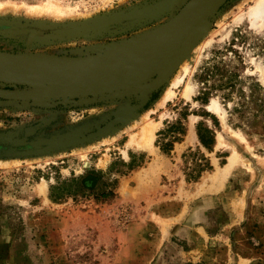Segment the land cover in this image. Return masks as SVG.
<instances>
[{
    "label": "rangeland",
    "instance_id": "374dc122",
    "mask_svg": "<svg viewBox=\"0 0 264 264\" xmlns=\"http://www.w3.org/2000/svg\"><path fill=\"white\" fill-rule=\"evenodd\" d=\"M51 1L0 0V50L128 67L188 0L157 15L148 10L169 0ZM255 3L227 0L147 95L120 97L111 85L66 95L75 88L0 79L18 95L0 108V264H264V21L249 16ZM47 4L63 13L31 10ZM149 123L153 141L139 148ZM172 124L178 140L166 132ZM198 125L213 131L211 149ZM57 186L64 193L52 197Z\"/></svg>",
    "mask_w": 264,
    "mask_h": 264
},
{
    "label": "water",
    "instance_id": "95a60500",
    "mask_svg": "<svg viewBox=\"0 0 264 264\" xmlns=\"http://www.w3.org/2000/svg\"><path fill=\"white\" fill-rule=\"evenodd\" d=\"M175 1L170 8L173 7ZM226 1L188 0L179 12L161 28L164 32H158L159 41L134 65L127 67L91 58L0 50V79L26 81L53 87L73 86L81 90H92L111 85L120 97L138 94L141 88L148 87L145 93L147 95V92L160 87L167 79L176 55L188 38ZM4 92L6 94H0V108L15 104L16 97H18L12 91Z\"/></svg>",
    "mask_w": 264,
    "mask_h": 264
},
{
    "label": "bare ground",
    "instance_id": "6f19581e",
    "mask_svg": "<svg viewBox=\"0 0 264 264\" xmlns=\"http://www.w3.org/2000/svg\"><path fill=\"white\" fill-rule=\"evenodd\" d=\"M50 2H52L51 0H49ZM164 1V0H163ZM175 1V0H174ZM174 1H166V2H162L160 5L157 6L156 9L154 10H148V14L150 13L151 15H157L159 14L160 12L164 11V9L166 8H169ZM49 4H53V3H50ZM46 2H44V5H45ZM48 3V1H47ZM0 4H2L0 2ZM49 4H47L46 7H41L40 6H37V7H33L31 10H33L34 12L37 11H46V10H51L53 9L54 10V7L50 6ZM170 5V6H169ZM31 6V5H30ZM35 6V5H34ZM55 6V5H54ZM58 7V6H57ZM56 8V7H55ZM29 10V8H27ZM26 10V9H25ZM27 10V11H28ZM30 11V10H29ZM54 11H60L62 12L61 10H54ZM47 12V11H46ZM50 12V11H49ZM60 12H57V13H60ZM53 13V11L51 12ZM63 13V12H62ZM67 13V12H66ZM50 14V13H49ZM59 15V14H58ZM62 15V14H61ZM150 15V16H151ZM249 16L252 18V21L253 22H256L257 19H262V21H264V0H256V3L255 5L251 6L250 8V12H249ZM204 22V21H203ZM202 22V23H203ZM201 23V24H202ZM78 31V30H77ZM231 31H229L227 33V35L230 34ZM163 33V32H162ZM224 36V35H223ZM224 38V37H223ZM192 61V60H191ZM190 62V61H189ZM190 64L188 63V65H184L182 66V68L180 69V71L178 72L177 75H175L174 79L172 80L171 82V85L168 87V89L164 92L161 100L159 101V104H164L167 100H170L174 94H175V91H174V88L178 87L182 82L185 81L186 79V76L190 73ZM262 82L264 84V78L262 79ZM185 85V84H184ZM194 85V84H193ZM195 86V85H194ZM63 88H75V89H62V90H65L64 92L67 93L66 95H69V94H72V93H75L78 91V89H81L79 87H73V86H70V87H63ZM195 89H193L192 85L190 83L186 84L185 87H184V90H183V96L186 97V98H191V95L193 93ZM63 92V91H62ZM79 92V91H78ZM0 94H6V92L0 90ZM7 94H10V93H7ZM64 95V94H62ZM11 96V95H9ZM212 106H215L216 108H219L214 102H212V104H210L208 107L211 108ZM222 119L225 121V116H222ZM156 124H153V123H149L147 125H143L142 126V131H141V136H140V140L139 142H137V147H143V146H150L152 141H153V138H154V132L156 130ZM136 143V138H135V135H132L131 136V140L130 142L128 143L129 145L131 144H135ZM232 161H233V158L232 160L230 159V164H228L225 168L226 171H229L230 168H231V165H232ZM44 192H46V189L44 190Z\"/></svg>",
    "mask_w": 264,
    "mask_h": 264
},
{
    "label": "trees",
    "instance_id": "16d2710c",
    "mask_svg": "<svg viewBox=\"0 0 264 264\" xmlns=\"http://www.w3.org/2000/svg\"><path fill=\"white\" fill-rule=\"evenodd\" d=\"M212 72L210 68L208 67H203L202 69V74H200L199 77L203 78V79H206L205 76L206 75H209V73ZM233 73V76H237V74H235L233 71L231 72ZM205 75V76H204ZM202 94H200L198 97V99H202V100H205L204 102H207L208 100V97H207V94L208 92H203L201 91ZM155 98V97H153ZM181 128H179V126H175V124H172L169 126V128L166 130V132H169V133H172L171 135H173L172 137L175 139V140H178L179 137L177 136L176 133H181L180 131ZM162 133V132H160ZM197 134H198V137L201 141V143L208 149H211V145L213 144L214 142V135H213V131H211L210 129L208 128H203L202 125H198L197 127ZM198 166H200L203 170L205 168H211L210 164L207 163V162H204V163H199ZM55 188V187H54ZM58 192H55L57 191ZM62 191V192H61ZM64 193V190H61V188L59 186H57L54 191H52L51 195L52 197H61V195Z\"/></svg>",
    "mask_w": 264,
    "mask_h": 264
}]
</instances>
